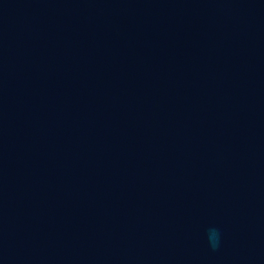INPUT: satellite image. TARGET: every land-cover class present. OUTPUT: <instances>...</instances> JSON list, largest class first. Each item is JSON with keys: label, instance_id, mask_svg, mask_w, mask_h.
<instances>
[{"label": "water", "instance_id": "1", "mask_svg": "<svg viewBox=\"0 0 264 264\" xmlns=\"http://www.w3.org/2000/svg\"><path fill=\"white\" fill-rule=\"evenodd\" d=\"M0 264H264V0H0Z\"/></svg>", "mask_w": 264, "mask_h": 264}, {"label": "clouds", "instance_id": "2", "mask_svg": "<svg viewBox=\"0 0 264 264\" xmlns=\"http://www.w3.org/2000/svg\"><path fill=\"white\" fill-rule=\"evenodd\" d=\"M209 242L213 249H216L219 246V240H220V232L218 229H210L209 230Z\"/></svg>", "mask_w": 264, "mask_h": 264}]
</instances>
